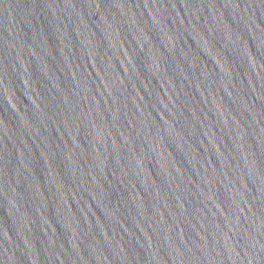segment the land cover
I'll return each instance as SVG.
<instances>
[{
  "label": "water",
  "instance_id": "1",
  "mask_svg": "<svg viewBox=\"0 0 264 264\" xmlns=\"http://www.w3.org/2000/svg\"><path fill=\"white\" fill-rule=\"evenodd\" d=\"M0 264H264V0H0Z\"/></svg>",
  "mask_w": 264,
  "mask_h": 264
}]
</instances>
